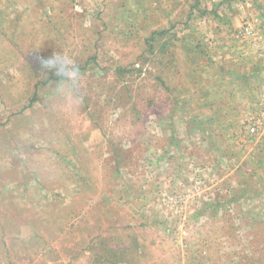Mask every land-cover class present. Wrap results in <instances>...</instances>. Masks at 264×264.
Wrapping results in <instances>:
<instances>
[{
	"label": "rangeland",
	"instance_id": "1",
	"mask_svg": "<svg viewBox=\"0 0 264 264\" xmlns=\"http://www.w3.org/2000/svg\"><path fill=\"white\" fill-rule=\"evenodd\" d=\"M244 26L252 33H240ZM152 30H166L159 44L171 39L163 73L144 50ZM42 52L77 62L82 103L56 92L61 78L33 97L28 66ZM263 103L264 0H0V234L17 224L28 233V222L44 246H18L0 264H96L89 239L111 225L137 234L147 248L141 264H187L188 249L205 253L197 241L207 218L192 214L237 164L216 155L209 135L234 156L250 150L264 135ZM193 115L206 131L189 128ZM252 116L261 122L253 135ZM117 148L131 149V176L113 179ZM80 164L93 181L84 192L65 173ZM229 209L231 233H217L228 226L221 216L214 236L223 242L208 247L225 264H264V243L254 244L264 239V197ZM241 249L247 261L235 255Z\"/></svg>",
	"mask_w": 264,
	"mask_h": 264
},
{
	"label": "trees",
	"instance_id": "2",
	"mask_svg": "<svg viewBox=\"0 0 264 264\" xmlns=\"http://www.w3.org/2000/svg\"><path fill=\"white\" fill-rule=\"evenodd\" d=\"M165 35L166 30H152L144 39V50L145 52H147V55H154V57L158 59V63L162 67L161 73L164 72L163 68H165L170 63L169 60L166 62L163 61L162 54H164L167 48L171 46V39L165 38L159 44L158 42H156V37L163 38V36ZM157 51L160 53V55L159 53L157 55ZM190 51H193L192 47L187 48V52L189 53ZM46 58V54L42 52L40 53V56L38 58H35V61L28 66L30 77L35 79V90L33 93L34 98H37L38 90L41 89V87H43L44 85L48 84L51 79H60V77L55 76L54 73H46L44 71V62ZM93 59L96 61V58L94 56L93 58L90 57L88 61H86L85 66ZM159 79L164 85L165 82L160 76ZM193 81L194 83L200 84L197 79H194ZM192 118V120L186 121L190 129L192 127H195L202 131H206L203 121L199 120L197 115H193ZM208 124L209 123H207V125ZM209 142L210 148H214L215 151L218 152L216 155L219 156V158H224L227 163H231L233 161L232 163L237 164L236 167L233 168L234 170L232 174H229L230 176L228 175L225 178L224 174H220L224 179L222 180V184L220 183L222 186H219V192H217L216 196L212 200L202 201L201 206H199L193 212L192 215L196 218H207L206 223H204L203 225L201 224L203 227H205V229L203 233L199 235L197 241V245L201 244V248H205V253H203V251H200L198 248L188 249L186 260L187 264H225L222 259L223 256L221 254H218V251L214 248L210 249L208 247L210 244L209 242H211V238L212 241L218 240V245L220 242H223L222 240H219V238L214 236V233H216L217 231L215 222H217L222 216V218H224L228 222V226H226V229L220 227V230L217 231V233L223 231L231 233L230 226L232 225V221L230 220L231 214L229 205L233 204L238 208L240 201L245 200L248 197L259 195H262L264 197V135L258 139L257 143L250 150L241 148L238 151H235V156L232 155L234 153L231 152L232 148H227V146L225 147L224 144H221L222 142H220V140H216L212 134L209 135ZM130 150V148H117L112 150V155L111 157H109V160L112 161L113 165L111 171L113 179L120 178V174L122 173V171H124L127 176H131L130 172H132V169H130L128 165L131 167V159L133 158V156H131ZM73 164H76V161ZM231 164H228V166L232 167ZM216 167H218V165ZM66 171V178L69 180V183H72L74 189H77L78 192H84L86 188H91V184L93 183V181L91 180V176L88 175L90 171L86 167L80 164V168L76 169V171L68 169ZM126 172H128V174ZM222 172H224V170ZM232 175L236 177L235 182L237 186L230 183ZM121 179L124 180V182L126 181L124 176ZM228 181L229 183L227 184ZM225 182L226 184H224ZM69 183H67L65 186L67 187ZM109 185L110 186L107 188V190H109L111 193H113L112 191L115 192L116 183L110 180ZM146 189L147 188H143L142 190L141 186L139 185H137V188L133 187V191H138L139 193L145 192ZM221 189H224V194H220ZM116 197L118 199H121L123 195ZM5 198H8V196H6ZM9 217L10 215H8L5 220H7V218ZM41 219L39 221H42L44 223V219ZM159 223L160 221L155 220L154 218V221L152 222L153 226H157ZM212 223L213 226L210 227V224ZM259 223L260 221H255L254 225L258 226ZM208 224L209 228H207ZM25 227H27L26 229L29 230L28 233H23V230L19 224L10 225L9 228L1 226L2 232L0 234V256L2 253H5V255L10 258L13 254H16L17 249L19 248L18 246H20L21 248L24 247L25 249H34L35 246H41L44 248V246H42L41 244L42 237L40 236L39 231H37V228L31 223L29 225L28 222L25 224ZM98 231L99 234H97L95 238L89 239L87 245V249L91 254L93 262H95L96 264H141L140 261H142L147 254V248L139 241L137 234L133 232H120L118 227L112 225L109 228H104V226L102 228H98ZM7 234L8 241L5 240ZM261 242L264 243V239L263 241L259 240L257 243L254 242V244L256 245ZM48 244L49 243L47 242V245ZM35 250L36 249H34V251ZM259 250H261V248H259ZM234 253L236 256H238L240 261H247L250 258L243 252V249ZM253 259H256L254 261H259L260 257L251 258L250 260ZM9 261L11 260L9 259Z\"/></svg>",
	"mask_w": 264,
	"mask_h": 264
},
{
	"label": "clouds",
	"instance_id": "3",
	"mask_svg": "<svg viewBox=\"0 0 264 264\" xmlns=\"http://www.w3.org/2000/svg\"><path fill=\"white\" fill-rule=\"evenodd\" d=\"M44 71L46 73L52 72L61 78L56 87L58 94L71 96L76 104L82 103L83 95L79 93L81 71L79 65L71 56L54 53L45 59Z\"/></svg>",
	"mask_w": 264,
	"mask_h": 264
},
{
	"label": "built area",
	"instance_id": "4",
	"mask_svg": "<svg viewBox=\"0 0 264 264\" xmlns=\"http://www.w3.org/2000/svg\"><path fill=\"white\" fill-rule=\"evenodd\" d=\"M217 1H221V0H217ZM243 30L245 31V35H249V33H252V31H251L252 29L251 28L249 29V27L244 26V28L239 30V32L242 33ZM263 105H264V103H263ZM261 114H262V118L264 119V108H263V111ZM260 123H261L260 120H257V116L250 117V119L248 120V131L250 132V134H258L259 133V124Z\"/></svg>",
	"mask_w": 264,
	"mask_h": 264
}]
</instances>
